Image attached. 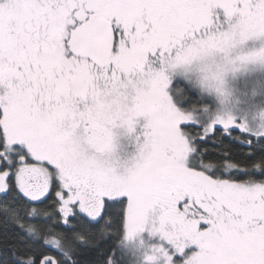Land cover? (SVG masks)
I'll return each mask as SVG.
<instances>
[{"label":"snow or ice","instance_id":"6c2138e0","mask_svg":"<svg viewBox=\"0 0 264 264\" xmlns=\"http://www.w3.org/2000/svg\"><path fill=\"white\" fill-rule=\"evenodd\" d=\"M225 28L264 0H0V264H264V131L167 75Z\"/></svg>","mask_w":264,"mask_h":264},{"label":"rangeland","instance_id":"374dc122","mask_svg":"<svg viewBox=\"0 0 264 264\" xmlns=\"http://www.w3.org/2000/svg\"><path fill=\"white\" fill-rule=\"evenodd\" d=\"M223 32L228 34L195 46L187 60L173 58L167 75L189 85L201 99H209L214 114L238 118L249 131L262 132L259 114L264 112V35L239 28ZM122 132L118 130L116 155L125 160L135 152V133ZM132 237L141 239V245L152 253V237L147 233Z\"/></svg>","mask_w":264,"mask_h":264},{"label":"trees","instance_id":"16d2710c","mask_svg":"<svg viewBox=\"0 0 264 264\" xmlns=\"http://www.w3.org/2000/svg\"><path fill=\"white\" fill-rule=\"evenodd\" d=\"M175 81L180 82L178 81V79H176ZM178 86L182 89L184 85L181 82ZM188 86L187 88L189 90L195 92L194 90L191 89V87H188ZM253 132L259 133L256 131H253ZM219 147H220L219 141L215 137H211L206 144L207 150L213 151V152L217 151ZM233 150L239 151L240 149L233 146ZM8 228L9 226L4 223V218L0 216V243H2L5 236L8 235ZM139 235H142V234L139 233ZM131 238L132 239H126L122 237L121 240L117 241V243L120 245V252L122 253V256H123L121 264H146V258L153 256V253H151L150 251H148L141 245L140 243L141 239H133V237ZM141 246L143 247V252H142Z\"/></svg>","mask_w":264,"mask_h":264}]
</instances>
